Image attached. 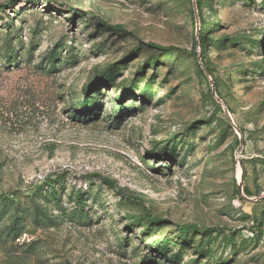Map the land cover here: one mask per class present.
<instances>
[{
	"label": "rangeland",
	"instance_id": "374dc122",
	"mask_svg": "<svg viewBox=\"0 0 264 264\" xmlns=\"http://www.w3.org/2000/svg\"><path fill=\"white\" fill-rule=\"evenodd\" d=\"M201 1L0 0V264H264V0Z\"/></svg>",
	"mask_w": 264,
	"mask_h": 264
},
{
	"label": "trees",
	"instance_id": "16d2710c",
	"mask_svg": "<svg viewBox=\"0 0 264 264\" xmlns=\"http://www.w3.org/2000/svg\"><path fill=\"white\" fill-rule=\"evenodd\" d=\"M195 2H196V9H197V11L199 12V17H198V19H199V21H200V17H201V4H202V1L201 0H195ZM0 7H2V6H0ZM11 23V22H10ZM9 22H7L4 26L6 27V29H8L9 28V26L11 25ZM200 23V22H199ZM201 24L199 25V30H198V35H199V42H200V46L204 49L205 48V45L208 43V39L207 38H205L204 36H202V37H200V35H201ZM7 39H8V41H7V43H4L3 45H4V47H5V54H7V55H9V56H7L8 58V60H9V62L8 63H11L12 62V59H14L15 58V53L13 54V50H12V42H10V38H9V36H7ZM195 48V47H194ZM155 49H157V50H159V51H166L167 49H165V48H159V47H156ZM168 55H171V54H168ZM13 57V58H12ZM50 63H52V60L50 61ZM107 75H108V73H107ZM106 81H110V82H112V76L111 75H108V77H107V79H106ZM215 91H216V94L218 95V92H217V90L215 89ZM64 178H57V180H56V182H57V184H59V185H63V183H64ZM49 189L51 190V192H52V194L55 196V201H59V198H56V189H55V187L54 186H51V187H49ZM13 195H16L17 193H12ZM0 222H2V220L5 218V212H6V203H7V201L6 200H4V199H2V196H0ZM85 199H83L82 198V196H80V195H77V198H76V203L79 205V207H83L84 206V204H85ZM34 206H35V204H34ZM52 219L53 218H50V217H47V216H45V215H40V216H37L36 214H35V216H34V220L35 221H38V222H40V224H44L45 222L46 223H50V222H52ZM147 219H148V222L149 223H155V222H160V219H157V218H153V217H151V216H147ZM18 220L16 219L15 220V226H16V228H11V229H6L7 231H6V233H7V235H9V236H11L13 239H17L19 236H20V234H21V232H20V226L19 227H17L18 226ZM181 232H183V233H204L205 235H211V234H213V233H215V231L214 232H212V233H210L211 231H213V230H204V231H202V232H200V230H198L196 227H194V226H184V227H179L178 228Z\"/></svg>",
	"mask_w": 264,
	"mask_h": 264
},
{
	"label": "water",
	"instance_id": "95a60500",
	"mask_svg": "<svg viewBox=\"0 0 264 264\" xmlns=\"http://www.w3.org/2000/svg\"><path fill=\"white\" fill-rule=\"evenodd\" d=\"M198 28H199V26H198ZM196 33L198 34V30H197ZM230 121H231V119H230ZM238 190H239L240 195L242 196V194H241V187H238ZM242 197H243V196H242ZM260 198H262V197H260Z\"/></svg>",
	"mask_w": 264,
	"mask_h": 264
}]
</instances>
